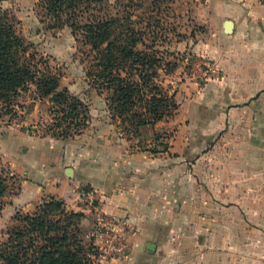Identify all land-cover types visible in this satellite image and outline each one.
Returning <instances> with one entry per match:
<instances>
[{"label":"crops","instance_id":"crops-1","mask_svg":"<svg viewBox=\"0 0 264 264\" xmlns=\"http://www.w3.org/2000/svg\"><path fill=\"white\" fill-rule=\"evenodd\" d=\"M197 21L211 36L199 52L214 78L201 88L190 77L180 86L185 102L174 95L175 114L146 129L152 144L172 128L167 151H140L118 133L101 142L85 130L53 145L11 134L7 165L22 178L15 206L60 201L84 215L86 231L94 215L82 192L93 190L99 211L133 229H125L129 256L117 264H256L254 251L239 247L253 231L223 211L247 208L241 195L264 173V3L201 0Z\"/></svg>","mask_w":264,"mask_h":264},{"label":"trees","instance_id":"trees-1","mask_svg":"<svg viewBox=\"0 0 264 264\" xmlns=\"http://www.w3.org/2000/svg\"><path fill=\"white\" fill-rule=\"evenodd\" d=\"M163 0H36L35 12L49 30L69 28L82 44L88 60L87 77L99 93H107L106 107L116 133L128 141L143 130L173 116L178 109L174 94L163 86L160 71L172 75L177 66L160 56L161 23L152 15ZM141 11V12H140ZM61 76L30 51L16 34L14 17L0 7V103L22 110L16 103L31 87L36 98L48 103L52 137L72 139L90 124L88 107L67 89L60 88ZM28 113V111H27ZM58 133V134H57ZM135 136V137H134ZM166 136L155 134L152 144L140 151H167ZM6 192L0 184V198ZM55 210L61 216L50 219ZM72 218H75L74 221ZM82 213L67 211L60 201L50 199L22 217V227L8 233L0 245L2 264H93L95 250L84 239Z\"/></svg>","mask_w":264,"mask_h":264},{"label":"rangeland","instance_id":"rangeland-1","mask_svg":"<svg viewBox=\"0 0 264 264\" xmlns=\"http://www.w3.org/2000/svg\"><path fill=\"white\" fill-rule=\"evenodd\" d=\"M116 1L109 0L111 4ZM35 3L36 0H0V7L7 9L14 17L16 34L29 46L30 51L36 52L39 58H43L48 63L53 73L61 76L60 88L67 89L71 95L88 107L91 120L86 132L90 135H100L101 142L118 139L107 112L108 95L99 93L87 77L86 70L89 63L82 44L75 40L67 27L61 30L46 29L36 15ZM200 4L201 0H163L159 12L155 11L152 14L155 20L161 23L159 30L163 33L164 42H160L158 50L163 58V64L168 62L177 66L174 75H165V67L160 71L162 86L170 94H179V102H185L188 97L183 86H180L187 83L190 77L201 88L214 78V73L204 76V69L200 63L202 59L199 48L206 39L208 41L211 39L205 28L197 21ZM203 58L206 60L207 55L204 54ZM16 103L23 107L24 111L19 109L8 111V108L0 103V184L6 189L4 196L0 198V245L8 241V233L11 230L22 227V217L34 214L37 209V206L27 208L25 204L15 206V203H18L17 196L22 178L11 175L7 165L8 150L11 146L9 136L29 135L32 138L47 140L48 145L51 144L49 142L51 139H55L51 136L54 131H47L53 123L48 111V103L36 98L32 87L27 92H22ZM179 121H184L183 114ZM148 131L143 130L140 136L132 140L133 147L137 141L140 142L139 148L145 146L146 141L150 139ZM163 135H170L168 138L170 141L174 136L172 128ZM126 137L128 136H123V140ZM262 153L264 155V152ZM249 181L251 183L249 192L241 195V200L246 201L248 207L238 210L224 209L223 217L233 219L239 217L240 230L243 231L245 227L253 231L252 236L243 235L245 239L241 238L239 247L241 251H254L251 255L255 259L252 260H255L256 264H264V173L250 177ZM83 205L87 206V203L84 201ZM60 216L53 210L50 219L56 221ZM72 219L70 221L75 222V218ZM231 228L225 226V231L231 233ZM82 230L85 232L83 227ZM230 245V242H224L223 246L227 250Z\"/></svg>","mask_w":264,"mask_h":264},{"label":"built area","instance_id":"built-area-1","mask_svg":"<svg viewBox=\"0 0 264 264\" xmlns=\"http://www.w3.org/2000/svg\"><path fill=\"white\" fill-rule=\"evenodd\" d=\"M264 3V0H256ZM204 76L210 74L208 65ZM82 197L88 202L94 215L92 226L84 232V239L92 243L96 252L93 264H117L129 256V245L126 241L125 229L132 231V227L116 216H111L99 211L95 205V192L84 190Z\"/></svg>","mask_w":264,"mask_h":264},{"label":"water","instance_id":"water-1","mask_svg":"<svg viewBox=\"0 0 264 264\" xmlns=\"http://www.w3.org/2000/svg\"><path fill=\"white\" fill-rule=\"evenodd\" d=\"M224 27H225L226 31L229 32L230 29H231V22L227 21V22L225 23Z\"/></svg>","mask_w":264,"mask_h":264}]
</instances>
